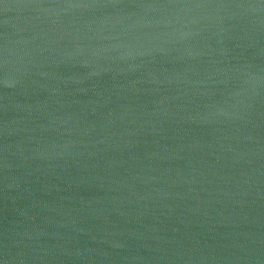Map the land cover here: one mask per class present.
Returning a JSON list of instances; mask_svg holds the SVG:
<instances>
[{
  "label": "water",
  "instance_id": "1",
  "mask_svg": "<svg viewBox=\"0 0 264 264\" xmlns=\"http://www.w3.org/2000/svg\"><path fill=\"white\" fill-rule=\"evenodd\" d=\"M0 264H264V0H0Z\"/></svg>",
  "mask_w": 264,
  "mask_h": 264
}]
</instances>
